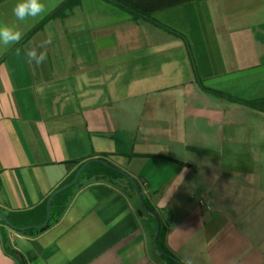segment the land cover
<instances>
[{
	"label": "crops",
	"instance_id": "1",
	"mask_svg": "<svg viewBox=\"0 0 264 264\" xmlns=\"http://www.w3.org/2000/svg\"><path fill=\"white\" fill-rule=\"evenodd\" d=\"M64 1L27 24L0 1L24 33L0 51V212L17 225L68 161L102 157L137 183L166 254L264 264V111L217 95L264 99V0H75L49 16ZM126 180L80 179L42 231L0 221V264H163Z\"/></svg>",
	"mask_w": 264,
	"mask_h": 264
},
{
	"label": "trees",
	"instance_id": "2",
	"mask_svg": "<svg viewBox=\"0 0 264 264\" xmlns=\"http://www.w3.org/2000/svg\"><path fill=\"white\" fill-rule=\"evenodd\" d=\"M0 1H2V0H0ZM74 1L75 0H65L49 16L57 15V13L62 8H64L65 6L69 5L71 2H74ZM217 95L221 96V97H223L225 99H228V100H231V101L240 102V103L245 104V105H247L249 107L264 111V99L245 101V100L236 99V98H233V97H231L229 95H225V94H221V93H217ZM100 159L105 161L108 165L114 167L108 161H106V159H104L102 157H100ZM84 160L85 159H79V160H73V161H68L67 162L68 167L71 170V173H70L69 177L64 181V183L62 185L66 184V183H68V182H70L72 180L75 172L77 171V169L83 163H85L87 161L94 160V159L91 158V159L86 160V161H84ZM82 178H87V180H90V181H101V180H109V179L114 180V179H117V178H123V176L121 174L116 173L115 171L107 168V167H104L103 165H101L99 163L89 162V164L82 170V172L80 173V175L78 177V180L76 181V183L72 187L77 185L79 180L82 179ZM127 182L129 184V187L132 189V186H131L130 182L129 181H127ZM72 187L64 190L63 192L59 193L58 195H56L52 199L51 205H50L51 215L53 214L54 206L57 205L58 210H62L64 208L65 202L67 203L68 200L71 197V194H70L71 191L70 190H71ZM45 203H46V201L44 202V204L41 205L39 211L34 210V211H29L28 213L24 214V216H23L24 218L17 225H15L7 217L6 218L15 227H26V226H37V225H40L45 219ZM48 226H49V224L45 228H47ZM45 228H43V229H41L39 231H42ZM6 250H7V248H6ZM161 258L165 261V264H181L178 260L173 258L171 255H169V257L161 255Z\"/></svg>",
	"mask_w": 264,
	"mask_h": 264
},
{
	"label": "clouds",
	"instance_id": "3",
	"mask_svg": "<svg viewBox=\"0 0 264 264\" xmlns=\"http://www.w3.org/2000/svg\"><path fill=\"white\" fill-rule=\"evenodd\" d=\"M51 7L43 0H17L12 9V14L19 24H27L42 19L51 11ZM24 33L19 30L17 25L0 24V51H6L13 45H17L23 38ZM49 41L42 42L38 47H29L24 52L28 63H34L39 66L47 59V50L45 45ZM44 49V50H39ZM181 264H194L190 257H182Z\"/></svg>",
	"mask_w": 264,
	"mask_h": 264
},
{
	"label": "water",
	"instance_id": "4",
	"mask_svg": "<svg viewBox=\"0 0 264 264\" xmlns=\"http://www.w3.org/2000/svg\"><path fill=\"white\" fill-rule=\"evenodd\" d=\"M89 162H96V163H99L101 165H103L104 167H107L113 171H115L116 173H119L121 174L122 176H124L133 186L135 192H136V195L137 197L139 198V201H140V206L141 208L148 212L149 214H151L155 220H156V223H157V230H156V233H155V236L153 238V244L155 246V248L157 249V251L163 255V256H166V257H169L168 254H166L164 251H162L159 247H158V244H157V238H158V234H159V222H158V219H157V216L155 215V213L147 210L144 206V203H143V199H142V195H141V192H140V189L137 185V183L135 182V180L129 176L128 174L108 165L105 161L101 160V159H94V160H91V161H87L85 163H83L78 169L77 171L75 172L72 180L60 187H58L57 189H55L47 198L46 200V203H45V219L44 221L40 224V225H37V226H26V227H15L13 226L9 220L0 212V221L3 222L6 226H8L9 228L15 230V231H18V232H25V231H28V230H41L43 228H45L48 223H49V220H50V215H51V210H50V205H51V201L52 199L58 195L59 193L63 192L64 190L72 187L76 181L78 180V177L80 175V173L82 172V170L89 164Z\"/></svg>",
	"mask_w": 264,
	"mask_h": 264
},
{
	"label": "rangeland",
	"instance_id": "5",
	"mask_svg": "<svg viewBox=\"0 0 264 264\" xmlns=\"http://www.w3.org/2000/svg\"><path fill=\"white\" fill-rule=\"evenodd\" d=\"M163 261V264H165V261L163 259H161V262Z\"/></svg>",
	"mask_w": 264,
	"mask_h": 264
}]
</instances>
